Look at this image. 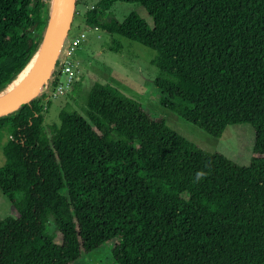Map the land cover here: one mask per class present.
<instances>
[{"label": "trees", "instance_id": "16d2710c", "mask_svg": "<svg viewBox=\"0 0 264 264\" xmlns=\"http://www.w3.org/2000/svg\"><path fill=\"white\" fill-rule=\"evenodd\" d=\"M115 1L151 24L117 19ZM48 7L0 0V88ZM77 21L154 50L159 102L213 136L248 123L253 154L239 166L204 150L108 82L57 123L36 96L0 116V191L17 212L0 218V264H71L103 245L115 264H264V0H97Z\"/></svg>", "mask_w": 264, "mask_h": 264}, {"label": "rangeland", "instance_id": "374dc122", "mask_svg": "<svg viewBox=\"0 0 264 264\" xmlns=\"http://www.w3.org/2000/svg\"><path fill=\"white\" fill-rule=\"evenodd\" d=\"M53 1L48 0L50 11H52ZM96 1L75 0L74 14L67 32L69 38L85 29L86 26L77 20L79 15ZM110 10L119 20L129 12L136 11L149 24L152 22L146 10L136 2L115 1ZM116 44L118 48L111 49L110 46ZM71 53L74 60L72 67L74 79L70 87L55 96L41 97L44 124L57 123L58 112L63 107H72L83 113L85 96L92 83L108 82L126 96L138 101L148 111L161 115L168 127L202 149L219 152L239 166L249 165L254 149V133L248 123L226 124L219 136H213L159 102L160 92L154 85V79L159 71L151 62L154 54L151 48L118 34H108L98 28H87L84 40L77 43ZM74 85L77 87L73 91ZM7 137L6 129L2 128L0 130V165L4 163L2 144ZM16 214L9 198L0 191V218ZM112 242L114 240L111 244ZM71 264L115 263L108 256V245H103L83 254Z\"/></svg>", "mask_w": 264, "mask_h": 264}, {"label": "water", "instance_id": "95a60500", "mask_svg": "<svg viewBox=\"0 0 264 264\" xmlns=\"http://www.w3.org/2000/svg\"><path fill=\"white\" fill-rule=\"evenodd\" d=\"M74 5L75 0H54L52 11L48 7L46 28L36 48V50L40 49L39 55L26 78L14 90L0 97V116L9 114L21 104L38 96L41 87L50 77L63 40L69 30Z\"/></svg>", "mask_w": 264, "mask_h": 264}, {"label": "built area", "instance_id": "2783aa9c", "mask_svg": "<svg viewBox=\"0 0 264 264\" xmlns=\"http://www.w3.org/2000/svg\"><path fill=\"white\" fill-rule=\"evenodd\" d=\"M87 28L90 29L86 26L84 30H81L78 34L70 38L68 34L65 36L50 77L41 87L38 96L43 94H45L43 96H55L70 87L74 79V70L72 68L74 60L72 59L71 52L77 43L84 40Z\"/></svg>", "mask_w": 264, "mask_h": 264}, {"label": "bare ground", "instance_id": "6f19581e", "mask_svg": "<svg viewBox=\"0 0 264 264\" xmlns=\"http://www.w3.org/2000/svg\"><path fill=\"white\" fill-rule=\"evenodd\" d=\"M39 50L40 49H37L29 58L28 62L23 66V68L19 70V72H17L6 84H4L0 88V97L14 90L26 78L33 65L35 64V61L39 55Z\"/></svg>", "mask_w": 264, "mask_h": 264}, {"label": "clouds", "instance_id": "9594fccd", "mask_svg": "<svg viewBox=\"0 0 264 264\" xmlns=\"http://www.w3.org/2000/svg\"><path fill=\"white\" fill-rule=\"evenodd\" d=\"M201 175V173H197V178L199 179Z\"/></svg>", "mask_w": 264, "mask_h": 264}]
</instances>
